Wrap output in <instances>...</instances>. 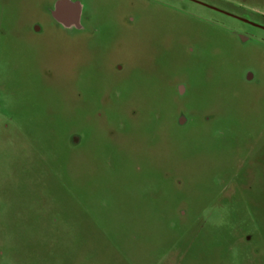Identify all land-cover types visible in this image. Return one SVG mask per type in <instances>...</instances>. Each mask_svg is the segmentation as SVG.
Listing matches in <instances>:
<instances>
[{"label": "rangeland", "instance_id": "374dc122", "mask_svg": "<svg viewBox=\"0 0 264 264\" xmlns=\"http://www.w3.org/2000/svg\"><path fill=\"white\" fill-rule=\"evenodd\" d=\"M0 264H264V0H0Z\"/></svg>", "mask_w": 264, "mask_h": 264}, {"label": "crops", "instance_id": "0c3cea01", "mask_svg": "<svg viewBox=\"0 0 264 264\" xmlns=\"http://www.w3.org/2000/svg\"><path fill=\"white\" fill-rule=\"evenodd\" d=\"M61 2H62V1H61ZM59 3H60V2H59ZM77 11H78V13H79V8H78V6H76V5H74V4L70 5V4H68L67 2H65V5L62 6V7H60V4H58V9H57V11L55 12V14H56L58 20H62V21H64V22H66L67 24H71V23H73L71 16H72V15H75V13H76ZM59 12L64 16V18H63V17H60V16L58 15ZM70 21H72V22H70Z\"/></svg>", "mask_w": 264, "mask_h": 264}, {"label": "water", "instance_id": "95a60500", "mask_svg": "<svg viewBox=\"0 0 264 264\" xmlns=\"http://www.w3.org/2000/svg\"><path fill=\"white\" fill-rule=\"evenodd\" d=\"M208 6H210V7H212V8H216V7H213V6H211V5H208ZM216 9H217V8H216ZM240 19H242V20H244V21H246V22H249V23H252V24H255V25L261 26V25H259V24H257V23H254V22H252V21H250V20H248V19H245V18H240Z\"/></svg>", "mask_w": 264, "mask_h": 264}]
</instances>
